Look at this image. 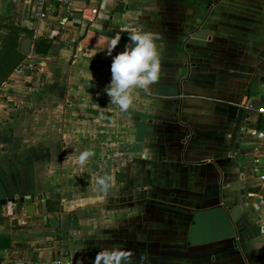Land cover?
I'll return each mask as SVG.
<instances>
[{
	"label": "crops",
	"instance_id": "0c3cea01",
	"mask_svg": "<svg viewBox=\"0 0 264 264\" xmlns=\"http://www.w3.org/2000/svg\"><path fill=\"white\" fill-rule=\"evenodd\" d=\"M168 1L48 3L38 19L36 0H0L32 64L0 85V264L113 247L133 264H264V139L249 134L264 133V0ZM131 32L157 37L161 72L123 112L104 89Z\"/></svg>",
	"mask_w": 264,
	"mask_h": 264
},
{
	"label": "clouds",
	"instance_id": "9594fccd",
	"mask_svg": "<svg viewBox=\"0 0 264 264\" xmlns=\"http://www.w3.org/2000/svg\"><path fill=\"white\" fill-rule=\"evenodd\" d=\"M128 37L130 42L112 59L110 68L112 78L104 89L111 103L117 105L123 112L133 104V89L138 88L149 93L161 72L160 55L155 43L157 37L150 32H131ZM120 38L119 33L111 38L106 49L107 55H112ZM92 155L94 153L90 149L82 151L78 156L79 163L84 165ZM111 181L112 177L107 174L97 177L98 191L101 193L109 191ZM131 257L130 251L113 247L98 252L94 264H133Z\"/></svg>",
	"mask_w": 264,
	"mask_h": 264
},
{
	"label": "trees",
	"instance_id": "16d2710c",
	"mask_svg": "<svg viewBox=\"0 0 264 264\" xmlns=\"http://www.w3.org/2000/svg\"><path fill=\"white\" fill-rule=\"evenodd\" d=\"M7 30L5 35H0V85L9 77L24 58L18 50V40L21 30L14 26L1 27ZM0 28V29H1ZM40 41L35 44L34 53H39ZM49 49L46 48L44 52Z\"/></svg>",
	"mask_w": 264,
	"mask_h": 264
},
{
	"label": "built area",
	"instance_id": "2783aa9c",
	"mask_svg": "<svg viewBox=\"0 0 264 264\" xmlns=\"http://www.w3.org/2000/svg\"><path fill=\"white\" fill-rule=\"evenodd\" d=\"M78 1H83V0H36V16L38 19H42L45 17V8L48 5V3L63 5L65 7L66 12L69 15H71L74 4ZM27 59L31 61L32 54L31 55L29 54ZM25 69L31 70L32 64H30L29 62V65L21 64L16 68V70H25ZM260 111L262 112L263 110ZM249 134L253 137H256L257 139H264V133L262 132L249 131ZM56 264H60V263L57 262Z\"/></svg>",
	"mask_w": 264,
	"mask_h": 264
},
{
	"label": "rangeland",
	"instance_id": "374dc122",
	"mask_svg": "<svg viewBox=\"0 0 264 264\" xmlns=\"http://www.w3.org/2000/svg\"><path fill=\"white\" fill-rule=\"evenodd\" d=\"M129 4H134L136 6L140 5L141 7H144L145 9H151L152 6H155L159 3H168V0H127ZM150 14H153V12L149 11ZM147 13V12H146ZM148 15V13H147ZM7 33V30L0 29V35H5Z\"/></svg>",
	"mask_w": 264,
	"mask_h": 264
},
{
	"label": "water",
	"instance_id": "95a60500",
	"mask_svg": "<svg viewBox=\"0 0 264 264\" xmlns=\"http://www.w3.org/2000/svg\"><path fill=\"white\" fill-rule=\"evenodd\" d=\"M30 45H31V39L29 37H24L20 41L19 50L23 54H27L30 51ZM32 206H28L27 211H30L29 209H32Z\"/></svg>",
	"mask_w": 264,
	"mask_h": 264
}]
</instances>
